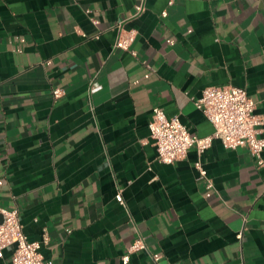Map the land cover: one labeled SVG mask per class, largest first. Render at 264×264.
Masks as SVG:
<instances>
[{"label":"crops","instance_id":"1","mask_svg":"<svg viewBox=\"0 0 264 264\" xmlns=\"http://www.w3.org/2000/svg\"><path fill=\"white\" fill-rule=\"evenodd\" d=\"M121 27L135 55L115 47ZM224 85L264 117V0H0V207L54 264H124L138 236L128 264H264L249 149L214 139L168 164L150 134L159 106L210 135L194 99Z\"/></svg>","mask_w":264,"mask_h":264},{"label":"built area","instance_id":"2","mask_svg":"<svg viewBox=\"0 0 264 264\" xmlns=\"http://www.w3.org/2000/svg\"><path fill=\"white\" fill-rule=\"evenodd\" d=\"M141 9L138 7L139 11ZM87 12L91 10L88 9ZM162 14L166 16L167 11ZM91 19L98 23L94 17ZM136 36V29H122L115 47L135 55L132 45ZM53 93L55 98H60L64 90L56 88ZM194 103L212 122L214 131L210 135H193L178 116H167L159 106L153 108L149 129L160 162L174 163L184 158L192 147H196L202 154L212 145L214 139H220L228 149L248 148L258 167H264V117L256 112V102L245 87L208 86L199 98L194 99ZM196 167L200 177L206 178L207 171L200 160ZM207 185L211 187L212 183L209 181ZM120 202L124 203L123 200ZM10 247H14L11 264H54L52 259L46 258L42 253V242L30 239L24 231L19 210L0 207V257ZM140 250H148L142 236H138L123 255V263L128 264L131 254ZM153 260L155 264H172L164 261L160 255H154Z\"/></svg>","mask_w":264,"mask_h":264}]
</instances>
